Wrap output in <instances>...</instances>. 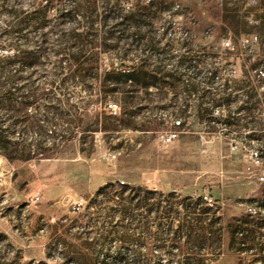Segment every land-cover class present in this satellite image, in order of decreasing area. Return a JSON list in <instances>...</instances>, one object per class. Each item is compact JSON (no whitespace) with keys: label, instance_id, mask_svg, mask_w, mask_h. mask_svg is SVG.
<instances>
[{"label":"rangeland","instance_id":"rangeland-1","mask_svg":"<svg viewBox=\"0 0 264 264\" xmlns=\"http://www.w3.org/2000/svg\"><path fill=\"white\" fill-rule=\"evenodd\" d=\"M243 81L264 100V0H0V264H193L210 222L203 264H261L229 234L264 218Z\"/></svg>","mask_w":264,"mask_h":264},{"label":"trees","instance_id":"trees-1","mask_svg":"<svg viewBox=\"0 0 264 264\" xmlns=\"http://www.w3.org/2000/svg\"><path fill=\"white\" fill-rule=\"evenodd\" d=\"M154 3V2H153ZM15 57V56H13ZM74 62H77V58L74 59ZM181 65H188L189 61L186 60H181L180 62ZM113 76L114 79V83L118 84V83H123L122 78L127 76V72H123V71H118V70H114L111 72L107 73V76ZM218 76L215 73H211L210 72V76H208V82H209V86L208 88H211L213 90H216V88L214 87L215 84H218V81L216 80ZM232 80H226V83L223 84V88L224 90L222 91L224 94L227 95V101L230 100L229 97L231 96V93H227L226 90H228L230 88L228 82ZM241 84L243 85L242 88L240 89H244V88H249L252 91V94L250 97L254 98L257 104H263L264 105V100L261 97V94L258 92L257 87L256 86H251V83L249 81H243L241 82ZM106 85L104 84V87ZM116 89V88H114ZM108 91H112L111 89ZM247 103V102H246ZM251 107H254V104H251ZM241 109H246L245 107L241 108ZM223 125H225L227 128H230L231 126L234 125H240L237 124V120L233 117H228L227 119H225L223 121ZM243 128H248L247 125H242ZM258 130H262L260 128H251L250 131L251 132H255ZM114 186H116L115 183L113 182H108L106 183V185L100 187L97 191L96 196H99L100 194H104L107 190H109L110 188H113ZM212 207H208L206 209L203 210L204 213H211ZM250 222L249 221H245L244 225H248ZM204 233L202 235H197V238H201L202 239V246H199L198 248H194V254L199 255L198 258L194 259L193 264H203L204 261V257H201V255L203 256L204 254H212V255H218L219 251L221 249V246H219V244L217 245L215 243V239H217L218 241H221V233L214 237L215 232L213 231V222L209 223V227H205L203 228ZM258 231H263L264 232V218H261L260 221L258 223H252V226H240L235 228L233 231H230L229 234L232 238H235L238 235H241L242 237H244L243 239L245 240H251L255 234ZM209 235V236H207ZM254 239V238H253ZM264 239V238H263ZM232 248V247H231ZM244 250H249V249H253V248H243ZM230 250V249H229ZM241 250V249H238ZM200 251H204V253H201ZM242 251V250H241ZM259 251H263L264 252V244L261 245V247L259 248ZM259 261L261 264H264V259H260L257 260Z\"/></svg>","mask_w":264,"mask_h":264},{"label":"built area","instance_id":"built-area-1","mask_svg":"<svg viewBox=\"0 0 264 264\" xmlns=\"http://www.w3.org/2000/svg\"><path fill=\"white\" fill-rule=\"evenodd\" d=\"M145 4H151L155 0H143ZM258 0H250L252 3H257ZM229 45V42L226 43ZM231 82V81H229ZM118 105L117 104H109V108L116 112ZM178 138V132L176 131H168V132H163L159 136V141L163 144H170ZM110 157L115 158V155H110ZM249 165L247 166L246 170L247 173L256 179L257 182L259 183H264V163L261 160V157L259 156L258 151L251 150L249 152ZM207 199V197H205ZM208 205L212 206V200L208 199Z\"/></svg>","mask_w":264,"mask_h":264},{"label":"crops","instance_id":"crops-1","mask_svg":"<svg viewBox=\"0 0 264 264\" xmlns=\"http://www.w3.org/2000/svg\"><path fill=\"white\" fill-rule=\"evenodd\" d=\"M94 179L95 178H94L93 174L91 173L90 177H89V188L91 189V191L97 189L98 187H100L101 185H103L104 183H106L108 181V180H105L104 182L96 183L94 181Z\"/></svg>","mask_w":264,"mask_h":264}]
</instances>
